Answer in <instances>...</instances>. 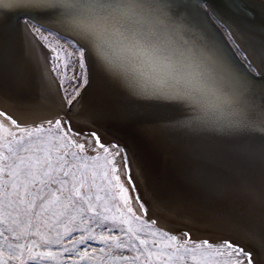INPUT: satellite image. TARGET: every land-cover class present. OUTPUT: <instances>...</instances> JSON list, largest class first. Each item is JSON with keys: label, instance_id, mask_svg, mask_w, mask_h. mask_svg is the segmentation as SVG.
<instances>
[{"label": "bare ground", "instance_id": "1", "mask_svg": "<svg viewBox=\"0 0 264 264\" xmlns=\"http://www.w3.org/2000/svg\"><path fill=\"white\" fill-rule=\"evenodd\" d=\"M15 2L0 0V8L6 12L0 16V111L23 127L47 118L48 113L57 112L51 107L53 105L64 107L59 80L52 71L44 42L53 47L63 44L77 49L81 44L46 27L37 32L36 26L40 25L34 22L24 23L23 33L19 36L15 18L23 11L8 10V6ZM57 2L63 4L68 0ZM209 2L221 19L215 17L229 36L227 40L234 45L237 55L253 70H258L259 75L264 73V0ZM74 3L78 6L99 3L142 5L154 13L150 23L170 52L183 53L192 62L206 57L213 68L227 69L214 73L220 95L227 90L230 102L254 118L243 135L186 127L191 112L188 107L147 97L131 98L120 84L109 78L96 59L93 84L85 90L86 93H82L84 89L81 91V97L80 93L74 99L80 97L78 112L81 120L94 123L70 121L76 127L96 131L102 141L120 143L123 141L118 138L125 137V146L122 147L128 157L131 184L158 225L169 232L183 227L201 236L234 239L254 252L256 264H264V247H261L264 238V75L253 78L236 62L237 57L230 52L208 14L196 7L199 0H74ZM181 6L186 10L171 15ZM36 18L86 44L81 31L88 23L86 16L66 23L40 16ZM42 37L48 38L43 42ZM122 40L123 37H114L121 55L130 56L132 52L121 44ZM239 42L250 56L242 50ZM87 63L90 77L89 54ZM66 89L68 93L74 91L68 83ZM109 94L113 98H109ZM111 99L121 101L124 106H119L124 111L118 109ZM7 122L0 117V124L7 127ZM104 125L107 128H102ZM170 129L172 131H168ZM140 139L153 150L159 147L162 152H169L170 156L159 153L167 161L155 163L150 159L148 162L138 156L133 143ZM197 161L203 163L206 170L211 169L217 174L220 186L207 184V180L184 171ZM168 162H172L170 166H167ZM216 166L219 169L214 172ZM181 170L184 172L180 173Z\"/></svg>", "mask_w": 264, "mask_h": 264}, {"label": "snow or ice", "instance_id": "2", "mask_svg": "<svg viewBox=\"0 0 264 264\" xmlns=\"http://www.w3.org/2000/svg\"><path fill=\"white\" fill-rule=\"evenodd\" d=\"M201 5H204L206 9L211 7L208 0H199L196 7L200 9ZM8 10L25 12V23L27 24H33L36 16L60 23L76 21L82 16L87 17L88 23L81 28L86 44L81 45L79 49L72 45L65 47L63 44L49 48L50 59L56 62L53 71L59 72L60 79L67 80L68 87L74 90L70 93L69 103L90 84L87 63V54L90 52L109 78L120 84L131 98L147 97L160 101L178 102L188 107L191 112L190 118L185 122L186 127L213 129L228 135H243L253 122L254 118L251 114L230 102L227 90H224L223 96L220 95L214 73L226 72L227 69L213 68L206 57H200L198 62H192L186 59L183 53L170 52L158 38L150 23L154 13L142 5L99 3L78 6L74 0H68L63 4L57 0H16L14 4L8 6ZM181 10L186 9L183 6L178 7L172 11L171 15H179ZM5 14L4 9L0 8V16ZM41 28L43 25L36 26L37 32ZM116 36L123 37L121 44L126 45L132 52L130 56L121 55L114 43ZM43 39L46 40L47 37ZM45 46L48 47V45ZM0 117L9 121L12 126L19 127L17 121L4 111H0ZM3 127L4 125L0 124V129ZM54 128L63 133L55 138V144L51 136L46 139L32 140L33 134L43 131V128H35L31 131L21 128L20 131L26 133V136L17 138L16 133H12L11 139L8 140L7 154L3 150L5 147L3 139L7 138H0V223H3L5 209H12L18 214L13 219V223L19 229V231L12 228L0 229V237H3V240H0V264H9V260L29 264L37 257L41 260L55 257L51 251L33 254V248L41 245L45 247L62 246L59 235L52 239L47 233L41 234L39 225L45 212H51V216L47 219L52 220V224L48 225L47 220L44 221L50 228L62 220L74 223L77 216L87 215L92 220H98L101 225L110 220L115 222L118 219L115 215H104V213L111 212L107 201L104 205H99L104 198L96 194L97 203H93V195L89 191V189H95L99 193L104 190L96 183L98 179L95 170L96 161L100 157L88 158L77 152H70L69 149L75 147L82 153L85 145L69 139L71 129L63 132L60 120L55 121ZM48 131L51 132L52 129ZM75 135L80 136L82 133L77 132ZM92 135L96 139L97 146L103 148L105 153L109 152V148L100 143V138L94 133ZM25 139L29 141L27 144L24 143ZM13 144L18 147H13ZM111 148L116 151L113 154V160L109 163L115 165V157H121L123 171L127 173L128 158L122 156L125 149L118 144L111 145ZM118 171L120 169L116 166L111 168L113 173ZM5 175L8 179L3 178ZM99 178L111 184L107 171H104ZM114 179L117 181V187L120 189L125 206H128L130 198L126 195L127 189L119 184V176H115ZM128 182L131 183V180L129 179ZM37 200L41 201L40 211H35ZM116 211H120L118 206ZM127 211L132 213L133 209L129 206ZM7 215L11 217L12 213L8 212ZM33 216L36 228L29 232L34 223ZM20 217L25 218L23 224L17 223ZM135 219L139 221L140 217L136 216ZM120 222L130 223L126 219ZM144 227H150V225H144ZM72 231L83 232L84 229H72ZM109 231L123 232L125 235L123 237L102 235L99 242L106 245L111 242V248L121 251L136 249L139 252L144 249L146 264H173V262H178V264H256L253 251L246 250L230 240L218 244H210L205 240L202 244L196 243L189 247L190 238L186 233L184 234L185 239L177 243V236H169L167 232H164L159 235L167 237L170 242L168 247L174 246L173 252H165L163 250L152 251L148 248L149 243L154 246L159 245V241L147 238L149 235L157 236L156 232L143 233L140 228L133 230L131 227L113 228ZM5 232H12L11 239L15 241H21L22 238L26 240L28 235L40 236V244L36 241L8 244L6 257L4 241H7L9 237L5 235ZM128 233H131V239L127 238ZM68 234L71 235V232ZM85 239L92 240L95 237L91 234L81 237V241ZM122 240L124 242H121ZM135 241H138L139 247ZM202 247L211 249V251L199 259L195 255L180 254L182 251L188 254L195 253ZM261 247H264V238H262ZM25 250H27V256ZM65 251L69 250L65 248ZM99 251L104 252L105 249L100 248ZM153 257L156 258L155 262ZM209 257H214V259L209 261ZM122 259L130 258L124 256ZM131 259L140 261L141 256L137 255Z\"/></svg>", "mask_w": 264, "mask_h": 264}, {"label": "rangeland", "instance_id": "3", "mask_svg": "<svg viewBox=\"0 0 264 264\" xmlns=\"http://www.w3.org/2000/svg\"><path fill=\"white\" fill-rule=\"evenodd\" d=\"M44 38V37H42ZM48 38V37H47ZM44 42V39H43ZM44 45H48L46 42H44ZM53 47L48 45L47 51H48V57L52 66V71L53 68L55 67V61L50 59L51 53L49 51V48ZM55 76L59 80V85L63 94V106L64 107H70L75 100H72L71 103H69L70 99V93H68L66 89V84L67 80H62L60 79V73L53 71ZM73 93V91L71 92ZM54 114V115H53ZM51 117V118H50ZM46 119V120H45ZM45 119H40L38 120L35 124L30 125V126H23L19 127V129L11 128L12 126L10 125L9 122H7V127H3L0 129V138H7L3 139V144H4V151L7 154V145H8V140L11 139V134L16 133L17 138L21 136H26V133H22L20 131L21 128L26 129L28 131H31L35 128H43L44 130L39 132V133H34L32 140L35 141L37 139H46L47 137L51 136L53 137V143L55 144L56 140L55 138L58 137L59 135L63 134L62 132L56 130L54 128V124L56 120L61 121L62 129L63 132H67L68 129H71V132L69 133V139L74 140L76 143H83L85 145V149L81 153L79 149L75 147H71L69 149L70 152H77L78 154H81L85 157L91 158L98 156L100 159L96 161L97 168L95 169L97 171L98 179L96 180L97 185H99L101 188H103V191H100L97 193L95 189H89L91 194L93 195V203H97L95 201V195L99 194L102 196L104 199L99 202V205H104L105 201H107V206L111 208V212L104 213V215L108 216H113L115 215L118 219L113 222V221H108L105 224H100L98 220H92L90 219L87 215L84 217L77 216V219L74 223H67L66 220H62L60 223L55 224L53 227H48L44 223L45 220H47V224L51 225L52 220L47 219L48 217L51 216V212H45L43 216L41 217V222H40V231L41 234L47 233V235L55 239L57 235L61 237V243L62 246H48L45 247L41 245L40 247H34L33 248V254H36L38 252H46V251H51L55 254V257L53 259H44L41 260L39 257L35 261H30L29 264H146L145 261V254H144V249H141L139 252L136 249L132 250H119L115 248H111L109 242L108 245L99 242L100 237L102 235H120L124 236L125 234L123 232H110L109 229L113 228H123L127 229L131 227L133 230H136L137 228H140L141 232L143 233H151V232H156L158 233L157 236L153 237L149 235L147 238L149 240H157L159 241L158 246H154L151 243H149L148 248L152 251H160L163 250L165 252H173L174 251V246L173 247H168L167 245L170 243L167 239V237H164L162 234L164 232H167L169 236L175 235L178 238L177 243L183 241L185 239V233L187 234V237L189 239V244L188 246L191 247L193 244L200 243L202 244L203 241L207 240L209 241L210 244H218L222 241L225 240H230L236 244L234 239L230 238H216V236H209V235H198L196 233H191L188 231L186 228L183 227H176V229H173L174 232H169V230L163 228L162 226L158 225L157 222L154 221V218L149 214L146 204L144 201L141 202V198L136 195V191L134 190L135 188L132 186L131 183H129V179L131 180L130 176V167L128 163V171L125 173L123 171V164L121 163V157L117 156L115 157V165L112 163H109V161L113 160V154L116 151L115 149L111 148V145L113 144H118L121 148L122 145L120 143H116L113 140H103L101 139L100 135L97 134L96 131L91 130L90 128L86 127H76L71 124L70 119L65 116V114L59 113V111L55 113H48V117ZM43 120V121H42ZM52 129L51 132L48 131V129ZM81 132L82 135L76 136L75 133ZM95 134V136H98L100 138V143L103 144L105 147L109 148V152L105 153L103 148H100L96 144V139L92 134ZM106 141V142H105ZM29 141L25 139L24 143L27 144ZM13 147H18V145L13 144ZM27 155V153H25ZM122 156H126L125 151L122 153ZM128 158V157H127ZM102 166V167H100ZM113 166H116L120 171L113 173L111 172V168ZM89 167L91 168V163L89 164ZM104 171L108 172V179L111 181V184H108L107 181H104L100 179L99 177L102 175ZM115 176H119V184L122 185L124 188L127 189L126 195L130 198V202L128 206H125L123 200H122V194L120 192L119 187H117V181L114 179ZM4 179H8V177L5 175L3 177ZM134 191V194L133 192ZM87 194V193H83ZM137 201H140V205L137 203ZM41 201L37 200V208L35 211H40L39 205ZM141 205H143V208H141ZM119 207L120 211H116V207ZM131 207L133 209L132 213H129L127 211V207ZM98 211L100 208L98 207ZM140 210V211H139ZM8 212H11L12 215L11 217L7 215ZM123 214V215H121ZM17 213L12 211V209H5L4 215H3V223H0V229H5V228H12L15 229L16 231H19V229L16 227V224L13 223V219L17 217ZM136 216L140 217V220L137 221L135 219ZM122 219L128 220L130 223L124 224L121 223L120 221ZM87 220V223H84L83 221ZM33 226L31 229H29V232L34 231L36 228V222L35 218L33 216ZM25 222L24 217H20V219L17 221V223L23 224ZM154 222V223H153ZM144 225H150V227H144ZM83 228L84 231H72V229H79ZM94 229V231H93ZM71 232V235L68 233ZM91 234L95 239L88 240L85 239L81 241L82 236H88ZM5 235L9 237L7 241H4V247H5V256L7 257L8 253V244H16V243H30L31 241H36L37 244H40V236H32L28 235L26 240L22 238L21 241H15L12 240L11 237L13 235L12 232H5ZM127 238L131 239V233L127 234ZM0 240H3V237H0ZM121 242H124L123 240ZM137 243V246L139 247L138 241H135ZM241 245V244H240ZM244 247L243 245H241ZM130 247V245H129ZM65 248H67L69 251H65ZM104 248V252H100L99 249ZM246 250H249L248 248L244 247ZM211 249L208 248H201L197 250L195 253H184L183 251L180 253L181 255L185 256H191L195 255L197 258H202L205 253L210 252ZM87 253V254H86ZM25 255L27 256V250H25ZM137 255L141 256L140 261H136L134 259H131L132 257H135ZM128 256L130 259L124 260L122 257ZM83 257V258H82ZM155 257H153V261L155 262ZM214 259V257H209V261ZM215 259H222V258H215ZM9 264H20L18 260H9ZM173 264H178V262H173Z\"/></svg>", "mask_w": 264, "mask_h": 264}, {"label": "water", "instance_id": "4", "mask_svg": "<svg viewBox=\"0 0 264 264\" xmlns=\"http://www.w3.org/2000/svg\"><path fill=\"white\" fill-rule=\"evenodd\" d=\"M264 3V2H263ZM208 4H210V2H209V0H208ZM211 6H212V4H211ZM205 13H207L208 14V16L210 17V19L212 20V23H213V25L216 27V29H217V32L221 35V37H222V39H223V41L227 44V47H228V49L230 50V52H232V53H234L235 54V56L237 57V59H238V61H236L241 67H243L246 71H247V73L251 76V77H253V78H261L262 77V75H259L260 74V72L257 70H253L251 67H249L247 64H245V62H244V60L242 61L241 60V58L237 55V52H236V49H235V47H234V45H232L230 42H229V40H227V38L229 37L227 34H226V32H225V30L220 26V24L217 22V20L215 19V17L217 18V19H219L220 21H221V19L214 13V11H213V9L210 7V8H205V6L204 5H201V7H200ZM25 16H26V13L25 12H20V13H18V15H17V17L15 18V26H16V29L18 30V33H19V36L21 35V33H23V31H22V29H23V26H24V24H22V21H25ZM33 22L34 23H36V24H41V25H43V27H46V28H48V29H53V30H56V31H58L59 33H61V34H63V35H65V36H67V37H69V38H72V39H74V40H77L78 42H80V44L81 45H84V43H82L77 37H75L74 35H71V34H68V33H65V32H63V31H59L58 29H55V28H53V27H51L50 25H47V24H44L43 23V21L42 20H39V19H37L36 17H34V20H33ZM24 23V22H23ZM222 23H224L226 26H227V24L225 23V22H223L222 21ZM38 24V25H39ZM239 43H241V42H239ZM241 45V48H242V50L245 52V53H247V55L248 56H250L249 55V53L247 52V50L245 49V47L243 46V44L241 43L240 44ZM89 54V58H90V67H91V74H90V84L88 85V87L86 88V89H84L83 90V92L82 93H84V91L86 90H88V88H90V86L93 84V82H94V75H95V68L96 67H94V58H93V55L89 52L88 53ZM92 57V58H91ZM235 59V58H234ZM243 59V58H242ZM236 60V59H235ZM112 80V79H111ZM113 82V81H112ZM113 85H115V83L113 82ZM112 88V87H111ZM86 91H85V93H86ZM81 93V95H80V97L83 95ZM112 94V93H111ZM111 94H109V95H111ZM80 97L70 106V107H62V106H60V105H53V106H51L54 110H56V111H60L61 113H63V114H65V116H67V117H70L71 119L70 120H76L75 122H80V123H83L84 122V124H89V125H92L94 122L93 121H91V120H85V119H82L81 120V115H80V113L78 112L79 111V108H80V104L81 103H78V100L80 99ZM113 98V96L111 95V96H109V98ZM134 99V98H133ZM112 100V99H111ZM112 102L114 103V104H116V106L117 107H119L118 109H120L121 111H124L123 109H121V107L120 106H124V104H121L122 102L121 101H113L112 100ZM119 104H120V106H119ZM123 108V107H122ZM96 122H98V121H96ZM95 122V123H96ZM36 122H34L33 124H35ZM33 124H31V125H33ZM97 124V123H96ZM108 125V124H107ZM107 128V126H105L104 125V127L102 126V128ZM110 127H112L113 128V126L111 125ZM109 128V127H108ZM116 130V129H115ZM114 130V131H115ZM168 131H172L171 129L170 130H168ZM116 132V131H115ZM118 132H116V134H117ZM118 135H121L120 133H118ZM117 137V136H116ZM118 138V137H117ZM125 138V137H124ZM124 138H118V139H122V141L123 142H125V139ZM123 142H120V144L122 145V146H125L124 144H123ZM116 143H119V142H116ZM137 143V144H136ZM144 143V144H143ZM134 145H136V147H134L133 146V148H134V150L137 152V155L138 156H140L141 158H143V159H145V160H147L148 162H150V159L151 160H153V161H155V163H157V162H159L160 161V163H163L164 161H167V160H165L163 157H161L160 155H159V153H161L162 154V156H164V155H168V156H170L169 154V152H162V150L159 148V147H157V149L158 150H153V149H151V147H150V145L147 143H145V142H143L141 139H140V141L139 142H137V141H135V143H133ZM177 151H178V149H177ZM171 156H173V155H171ZM156 157V158H155ZM171 163L172 162H168V165L167 166H170L171 165ZM192 165L190 166V167H187V169L186 170H184L185 172H188V173H190V174H194V176H197V178H203L204 180H207V184H213L215 187H217V186H220V183L216 180V179H218L216 176H217V174H215V173H213V170H206L205 169V167H204V165H203V163H201L200 162V164L198 163V161L197 162H193V163H191ZM177 169H179L178 167H177ZM217 169H219L217 166L216 167H214V172H215V170H217ZM180 170V169H179ZM188 170H191V171H188ZM178 171V170H177ZM176 171V172H177ZM183 170H181L180 171V173H182V172H184ZM188 180H190L189 178H188ZM191 181V180H190ZM224 235V234H223ZM228 236V235H227ZM229 237H231V236H229Z\"/></svg>", "mask_w": 264, "mask_h": 264}]
</instances>
